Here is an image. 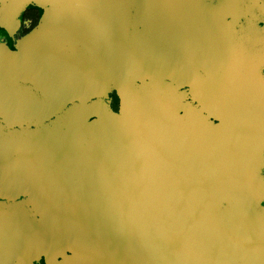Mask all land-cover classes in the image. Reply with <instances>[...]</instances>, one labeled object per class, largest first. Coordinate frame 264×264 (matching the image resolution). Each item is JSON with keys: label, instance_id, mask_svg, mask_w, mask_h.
Instances as JSON below:
<instances>
[{"label": "water", "instance_id": "water-1", "mask_svg": "<svg viewBox=\"0 0 264 264\" xmlns=\"http://www.w3.org/2000/svg\"><path fill=\"white\" fill-rule=\"evenodd\" d=\"M0 264H264V0H0Z\"/></svg>", "mask_w": 264, "mask_h": 264}, {"label": "crops", "instance_id": "crops-1", "mask_svg": "<svg viewBox=\"0 0 264 264\" xmlns=\"http://www.w3.org/2000/svg\"><path fill=\"white\" fill-rule=\"evenodd\" d=\"M33 12L35 14V20L32 22V20L25 16L26 12ZM47 12V4L42 2H34V1H28L25 2L14 15L15 20L19 22V34L20 36H24L31 32L38 23L46 16ZM29 22L30 25L25 26L23 25L25 22ZM23 23V24H22ZM29 27L27 31L24 30V28Z\"/></svg>", "mask_w": 264, "mask_h": 264}, {"label": "trees", "instance_id": "trees-1", "mask_svg": "<svg viewBox=\"0 0 264 264\" xmlns=\"http://www.w3.org/2000/svg\"><path fill=\"white\" fill-rule=\"evenodd\" d=\"M25 16L30 18L32 20V22L35 20V14L33 12H26Z\"/></svg>", "mask_w": 264, "mask_h": 264}, {"label": "rangeland", "instance_id": "rangeland-1", "mask_svg": "<svg viewBox=\"0 0 264 264\" xmlns=\"http://www.w3.org/2000/svg\"><path fill=\"white\" fill-rule=\"evenodd\" d=\"M23 25L28 26V25H30V23L26 21ZM28 29H29V27L24 28L25 31H27Z\"/></svg>", "mask_w": 264, "mask_h": 264}]
</instances>
